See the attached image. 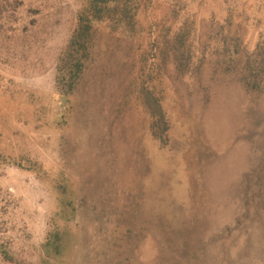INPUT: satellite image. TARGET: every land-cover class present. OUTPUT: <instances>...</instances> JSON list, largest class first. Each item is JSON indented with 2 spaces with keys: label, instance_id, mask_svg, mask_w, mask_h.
Masks as SVG:
<instances>
[{
  "label": "rangeland",
  "instance_id": "obj_1",
  "mask_svg": "<svg viewBox=\"0 0 264 264\" xmlns=\"http://www.w3.org/2000/svg\"><path fill=\"white\" fill-rule=\"evenodd\" d=\"M0 264H264V0H0Z\"/></svg>",
  "mask_w": 264,
  "mask_h": 264
},
{
  "label": "trees",
  "instance_id": "obj_2",
  "mask_svg": "<svg viewBox=\"0 0 264 264\" xmlns=\"http://www.w3.org/2000/svg\"><path fill=\"white\" fill-rule=\"evenodd\" d=\"M74 66H75V67H78V62H75ZM77 69H78V68H76V71H77ZM70 77H72V80H73L74 77H75V75H74V74H73V75H70Z\"/></svg>",
  "mask_w": 264,
  "mask_h": 264
}]
</instances>
